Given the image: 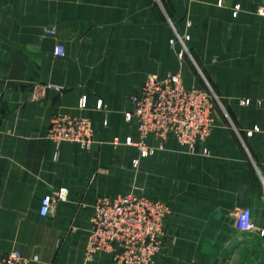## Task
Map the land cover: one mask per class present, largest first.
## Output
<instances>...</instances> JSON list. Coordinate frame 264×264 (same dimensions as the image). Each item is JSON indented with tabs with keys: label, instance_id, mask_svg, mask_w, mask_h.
<instances>
[{
	"label": "crops",
	"instance_id": "crops-1",
	"mask_svg": "<svg viewBox=\"0 0 264 264\" xmlns=\"http://www.w3.org/2000/svg\"><path fill=\"white\" fill-rule=\"evenodd\" d=\"M260 6L261 0H0V251L38 255L29 264H113L106 251L84 257L93 205L101 196L133 192L172 206L166 247L154 264H264V237L235 225L237 212L249 207L264 227ZM177 34L188 48L182 57ZM57 43L64 56L55 54ZM170 72H181L186 87L215 89L214 125L193 144L150 135L146 143L155 151L142 156L125 143L139 140L137 119L126 113L149 73ZM49 82L65 90L46 88ZM244 98L250 102L242 104ZM56 110L91 119L90 148L47 136ZM61 187L66 199L42 215L44 195Z\"/></svg>",
	"mask_w": 264,
	"mask_h": 264
},
{
	"label": "built area",
	"instance_id": "built-area-1",
	"mask_svg": "<svg viewBox=\"0 0 264 264\" xmlns=\"http://www.w3.org/2000/svg\"><path fill=\"white\" fill-rule=\"evenodd\" d=\"M259 12H264L261 0ZM183 48L182 57L188 48L180 34L176 36ZM174 39L171 44H174ZM56 55L64 56L65 47L57 43ZM191 57V56H190ZM46 88L64 91L60 84L49 82ZM39 93L33 95L38 98ZM101 100L98 106H101ZM220 103L218 94L210 87H186L181 72L165 75L149 73L141 89L133 97V108L126 117H135L138 124L139 140L131 137L125 143L140 148L142 156L154 153L155 148L147 145L150 135L160 138L174 137L182 144H193L205 139L214 125L213 109ZM250 99H241L247 104ZM87 97L80 99L79 106L86 107ZM47 136L56 144L73 141L84 148H90L96 141L95 131L89 117L56 110L50 121ZM114 144L120 143L116 138ZM134 164L137 163L135 159ZM264 184V181H263ZM67 188L61 187L42 198L40 213L51 215L58 200L66 199ZM172 212L171 203L164 199H152L136 193L98 197L93 205L89 236L84 251L86 260H93L102 251L112 254L113 264H154L157 256L166 247L167 225ZM236 228L241 232L255 231L264 237V227L255 224L249 207L242 208L235 216ZM38 255L28 257L18 248L0 251V264H29L38 260Z\"/></svg>",
	"mask_w": 264,
	"mask_h": 264
},
{
	"label": "rangeland",
	"instance_id": "rangeland-1",
	"mask_svg": "<svg viewBox=\"0 0 264 264\" xmlns=\"http://www.w3.org/2000/svg\"><path fill=\"white\" fill-rule=\"evenodd\" d=\"M215 90V89H214Z\"/></svg>",
	"mask_w": 264,
	"mask_h": 264
}]
</instances>
